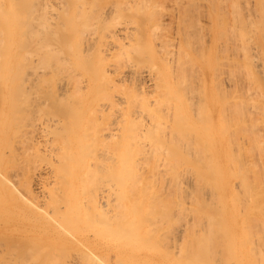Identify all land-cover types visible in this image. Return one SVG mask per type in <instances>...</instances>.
I'll return each instance as SVG.
<instances>
[{
	"label": "bare ground",
	"instance_id": "1",
	"mask_svg": "<svg viewBox=\"0 0 264 264\" xmlns=\"http://www.w3.org/2000/svg\"><path fill=\"white\" fill-rule=\"evenodd\" d=\"M104 1L0 0V228H45L67 264L156 242L172 264H264V0ZM215 14L238 61L213 118L195 65Z\"/></svg>",
	"mask_w": 264,
	"mask_h": 264
},
{
	"label": "rangeland",
	"instance_id": "2",
	"mask_svg": "<svg viewBox=\"0 0 264 264\" xmlns=\"http://www.w3.org/2000/svg\"><path fill=\"white\" fill-rule=\"evenodd\" d=\"M106 1L107 0H105L103 3H105V4H103V6L104 7H106V6H109V5H111V4H107L106 3ZM112 1V0H111ZM108 2H109V0H108ZM202 3V2H205V1H199V3ZM170 3V4H169ZM172 3H173V0H172ZM171 2H168V4H166V5H164V9L163 10H166L164 13H166L167 12V9H168V12L170 11L171 12V10L173 11V9H169L170 7L171 8H173L174 7V4H172ZM206 3V2H205ZM170 6V7H168V6ZM166 7H168L167 9H166ZM207 9H205V11H206ZM252 10L254 11L255 10V8H252ZM207 13H208V11H206L205 12V14L207 15ZM221 12L219 11L217 14L218 15H221L220 14ZM217 14H215L213 17H212V23H213V25L211 24V26L209 27V24L210 23H206V24H208V25H204L205 24V22L207 21V17H206V15H204V17L206 18V19H204V17H201V20L200 21H202L201 22V24L204 22V24H202V26L204 27V28H206L207 26V28H206V30L208 29V28H210V29H208L205 33H207L206 34V36L204 37V42L205 43H203V44H206V46H205V49H206V51H205V60H202L204 57L201 55H199V57H196L197 59H196V65L198 66V68H197V66L195 65V67H196V69H195V73H196V75L197 74H199V75H197L198 76V78L199 79H202V76H207V86H205L206 88H205V90H207V96L209 97L207 100H209L208 102H209V104H210V110H213V113H212V117L214 118L215 117V115H216V107H215V101H216V99H217V97L215 96V95H217L218 94V88H219V84L221 83V85H222V81H224L225 79H229V77L231 78L232 77V73H233V70H234V67L232 66L231 67V64H232V58L234 59H236V57H237V52H238V50H234L235 52L234 53H232L231 51H229V52H231V53H229V52H227L228 53V55L226 54V53H224V52H222L217 46H218V40H216V35L214 34L215 33V31L214 30H216V26H218L217 27V29L218 28H220V24H221V22H218V15ZM167 15H170V14H168L167 13ZM203 18V19H202ZM45 20H43L44 21V25L43 24H41V27H42V25H43V27L44 28H42L43 29V31H42V29H41V31H40V29L39 28H41V27H39L38 28V30H37V32L38 31H40V33L39 34H46L47 33V31H46V29H47V27H45L46 25V23H47V21L48 20H46L47 18H44ZM48 19H49V16H48ZM169 22V21H168ZM63 23V22H62ZM60 21L58 22V26L60 27V25L59 24H62ZM218 23V24H217ZM56 24H57V21H56ZM169 25H167L166 24V26L167 27H169L168 29L167 28H165V30H163L162 32H166V33H168L167 35H169L171 32V36L173 37V39H176L177 41H175L174 40V42L176 43V42H179L178 41V38H176L178 35V24H177V26H175L176 24L174 23V24H170V23H168ZM3 27V25H0V27ZM6 25H4V28L3 29H7V30H5L6 31V33H7V31H8V33H11V31L12 30H14V33H16V31L18 30L17 28H18V25H17V28H14V27H12V25H9V27H10V29L8 28V26L7 27H5ZM58 26L56 27V29H54V30H56L57 32L59 31V30H57V28H58ZM172 26H174V27H172ZM222 27V26H221ZM177 28V29H176ZM0 29H2V28H0ZM10 31H9V30ZM45 29V30H44ZM173 29V30H172ZM176 29V30H175ZM16 30V31H15ZM168 30H169V32H168ZM172 30V31H171ZM212 31L211 33H209V31ZM219 30H221V28L219 29ZM36 31V30H35ZM45 31V32H44ZM160 32V31H159ZM158 32V33H159ZM7 33V35H9ZM13 33V34H14ZM36 32H34V34H35ZM204 33V34H205ZM209 33V34H208ZM164 34V33H163ZM175 34L177 35V36H175ZM11 35V34H10ZM18 35H21L20 33H19V31H18ZM174 35V36H173ZM213 36H214V39H213ZM257 37L259 36V35H256ZM256 36H254L255 38H254V40H253V46L252 47H255V46H259L260 48H261V51L263 50L264 51V44H263V42H264V38H263V42H262V40H261V38H260V36H259V38L257 39L256 38ZM18 37V40H19V36H17ZM210 38V39H209ZM203 39V38H202ZM206 39V40H205ZM214 40V41H213ZM259 41V42H258ZM218 42V43H217ZM209 43V44H208ZM178 44L179 43H176L175 45H177L178 46ZM256 44V45H255ZM177 46H176V49H177ZM198 46H201V44L200 45H198ZM218 48V51H216L217 50V48ZM204 49V50H205ZM207 49H208V51H207ZM254 49V50H253ZM253 49H251L250 51H251V56H250V59L252 58V55H254L255 57L256 56H258L259 55V57H256V61H262V60H264V58H263V53H262V55H261V51L259 50V48L258 49H256V47L255 48H253ZM221 52H220V51ZM258 50V51H257ZM249 51V52H250ZM254 51H257V52H259L257 55H256V53L257 52H254ZM248 52V54H250ZM254 52V53H253ZM207 53V54H206ZM239 53H240V51H239ZM221 54V55H220ZM225 54V55H224ZM234 54H236V55H234ZM241 54V53H240ZM239 54V55H240ZM219 55V56H218ZM223 55V56H222ZM231 55V56H230ZM232 55H233V57H232ZM228 56V57H227ZM261 56H262V59H261ZM217 57V58H216ZM222 57H225V58H222ZM240 57V56H239ZM255 57H253L252 59H253V61H251V65H252V63L254 62V63H256L255 62ZM214 58V59H213ZM220 58H221V60H220ZM228 58V59H227ZM258 58V59H257ZM209 59V62H210V66H208V70H207V66H206V64L204 63L205 61L207 62V60ZM218 59V60H217ZM215 60V61H214ZM217 60V61H216ZM222 62H220V61ZM228 60V61H227ZM229 60H231V61H229ZM237 61H238V59H236ZM241 60V59H240ZM216 62H217V64H216ZM222 65H224V66H222L221 67V65L219 64V63ZM201 63H204V64H201ZM212 63V64H211ZM227 65H225V64ZM228 63H230L229 65H228ZM262 64H264L263 63V61L261 62ZM260 62L258 63V65L257 64H253V66H251V69L253 70V73L254 74H256L254 71H256V72H258V74H256V75H253V77H252V74H251V77L252 78H254V76L256 77V78H258V80L256 79V78H254V79H256L255 81H256V83L254 84V86H256V85H258V83L260 82V84H261V86H263L264 85V81H262L263 80V78L261 79V76L263 77V75L264 74H261L260 72H261V70H262V68H264V67H262L261 68V70H259L260 68ZM202 65H203V67H202ZM216 65V66H215ZM254 65L256 66H259V67H255V68H252V67H254ZM217 66H220V67H217ZM263 66V65H262ZM194 67V68H195ZM228 67V68H227ZM231 67V68H230ZM202 68V69H201ZM220 68H221V71H220ZM257 68H259V69H257ZM216 69V70H215ZM224 69H225V71H224ZM245 70V69H244ZM248 70V69H247ZM264 70V69H263ZM246 71V70H245ZM198 72H200V73H198ZM232 72V73H231ZM201 73H203L202 75H201ZM208 75H207V74ZM223 73V74H222ZM225 73V74H224ZM229 73H231V75H228ZM248 73H249V71H247V76H248ZM262 73H263V71H262ZM216 74V75H215ZM227 74V75H226ZM237 74V73H236ZM259 74H261V76L259 75ZM200 75H201V77H200ZM223 75V76H222ZM245 77H246V80H247V82L249 81V78H250V75H249V78L246 76V72H244V74H243ZM214 76V77H213ZM216 76V77H215ZM218 76V77H217ZM228 76V77H227ZM242 75H240V77H241ZM244 76H242L241 77V79H242V82H240V83H238L237 81H239V80H237V76H236V83H238V85L240 86L241 84H245L246 83V81H245V83H244V80H245V78H244ZM221 77V79H219ZM239 77V76H238ZM214 78V79H213ZM217 78L219 79V80H221L220 82H219V80L217 81ZM248 78V79H247ZM252 78H250V80H252ZM259 79H261V81H259ZM203 80L205 81V79L203 78ZM214 80H216V82L214 81ZM215 83H214V82ZM254 80H252V81H249L248 83H250V84H253L254 82H255ZM216 85H217V88H216ZM223 86L224 87H228L229 88V86H228V84H223ZM241 86H245V85H241ZM247 86V85H246ZM245 86V87H246ZM253 85H251V87H252ZM253 86V87H254ZM209 87V88H208ZM244 87V88H245ZM217 90H216V89ZM228 88H227V90H228ZM240 88V90L241 91H243L242 89H244V88H241V87H239ZM264 89V88H263ZM230 90V89H229ZM228 90V91H229ZM212 94V96H211V94ZM215 93V94H214ZM217 93V94H216ZM203 94H206V91H204L203 92ZM213 95H214V97H213ZM213 97V98H212ZM212 98V99H211ZM212 105H213V107H212ZM213 108V109H212ZM199 121V120H198ZM198 121H196V122H198ZM201 123V122H200ZM211 123V122H210ZM212 123H213V121H212ZM202 124H204V123H202ZM202 124H201V126H202ZM209 124V123H208ZM170 125H173L172 123H170ZM200 125V124H199ZM205 125V124H204ZM207 125V124H206ZM212 125V124H211ZM175 126L176 125H174V129H175ZM210 126V125H209ZM176 128H177V126H176ZM18 193H20V192H17V196L20 198V194L18 195ZM8 198V199H7ZM11 201H13L11 198H10V196H8V195H5V194H1L0 193V203L1 202H11ZM41 231V232H40ZM43 233V234H42ZM45 228H0V246L2 247H0V249L2 250H0V264H7V262L6 261H8V264H16V262H19V263H17V264H25V262L24 261H26V259L28 258V259H30V254H32V253H30V251L29 250H32V249H36V250H33V254H32V257L34 256V259H36V256H37V258L39 259H37V260H35L36 262L34 263V261L32 262V261H30V262H32V263H30L29 261L27 262L26 261V263L27 264H48L47 262L49 261V260H51V257H52V260L53 259H57V261L61 258V259H63L62 258V253H60L61 254V256L59 257V254H57L56 253V250L57 249H52V251H53V254H52V251L50 252V248L49 247H47L48 246V244L46 243V237H45ZM41 240H40V239ZM5 242V243H4ZM1 243H4V244H1ZM9 243V244H8ZM15 243V244H14ZM19 246H18V245ZM105 243H104V240H103V245H104ZM16 246L17 248L16 249H18L19 247V251L18 250H16L15 248H13L12 246ZM24 245V246H23ZM43 245H45V247L43 246ZM148 245V246H147ZM11 246V247H10ZM14 246V247H15ZM33 246V247H32ZM38 246H42V249H43V247L45 248L44 250H46V248H49V249H47L46 251H42V249L41 248H39ZM151 246V245H150ZM149 246V244H145L144 245V247H147V248H144V247H141V248H135V252L133 253V254H128L126 257H124V258H119L120 259V261H116V260H119V259H117L116 258V253H114V251H113V247H111L109 244H105L104 245V249L103 250H105V251H103V258H105L106 259V261H108L107 259H110V257H108V256H110V255H112L111 256V258H112V260L110 259L109 260V262H106L105 264H110V261H112V263L111 264H113V261H114V264L116 263V264H120V262L121 263H123V264H128V263H130V264H143V262H145L146 261V263L145 264H172V262H166V258L165 257H167V255H166V252L168 251L167 249V251H165L164 249H163V247L164 246H160V244L159 243H155L154 245H152L151 247ZM158 246V247H157ZM23 247H25V248H23ZM35 247V248H34ZM155 247V248H154ZM12 248V249H11ZM29 248V249H28ZM107 248H108V251L110 250V252L112 253H110V252H107ZM149 248H151L150 250H149ZM167 248V247H166ZM27 249H28V251H27ZM40 249H41V251L43 252H41L40 251ZM146 249V250H145ZM153 249H155V250H153ZM48 250H49V252H50V255H48L47 253H49L48 252ZM112 250V251H111ZM156 250H157V252H156ZM159 250H161V252L159 251ZM11 251V252H10ZM21 251V252H20ZM38 251V252H37ZM41 253H40V252ZM147 251V252H146ZM153 251H155L154 253L157 255H155V254H153L152 252ZM15 252H16V254H15ZM57 252L59 253V252H61L60 250H57ZM165 252V253H164ZM7 253V254H6ZM10 253H12V254H10ZM14 253V254H13ZM27 253H30V254H27ZM36 253V254H35ZM40 255H38V254ZM64 253V252H63ZM108 253V254H107ZM114 253V254H113ZM144 255H143V254ZM162 253V259L164 260L165 259V261H163L162 262V259L160 258L161 257V254ZM11 256H10V255ZM23 254V255H22ZM27 254V256H25ZM46 254V255H45ZM51 254H52V256H51ZM56 254V255H55ZM105 254H106V256H105ZM137 254V255H136ZM141 256V257H143V258H141L139 255ZM142 254V255H141ZM167 254H168V252H167ZM6 255V256H5ZM42 255V256H41ZM43 255H45V256H43ZM47 255H48V257L50 256V259L49 258H47ZM58 255V256H57ZM121 255H122V253H121ZM160 257H159V256ZM13 256H16V257H14V259L13 260H11L12 258H13ZM22 256V258L24 259H22V258H20ZM53 256H54V258H53ZM55 256H57V257H55ZM115 256V257H114ZM132 256H133V258H132ZM138 256V257H137ZM8 258V260H7V258ZM11 257V258H10ZM31 257V258H32ZM40 257V258H39ZM41 257L43 258V259H41ZM46 257V258H45ZM59 257V258H58ZM129 257V259H125V258H128ZM130 257H131V259H130ZM135 257H137V258H135ZM157 257H158V259H161L160 261L157 259ZM45 258V259H44ZM168 258V257H167ZM3 259H4V261H5V263H4V261H3ZM19 259L21 260V261H19ZM27 259V260H28ZM34 259H31V260H34ZM41 259V260H40ZM48 259V260H47ZM135 261H134V260ZM136 259H138V261L136 260ZM145 259V260H144ZM157 259V260H156ZM15 260V261H14ZM45 260H46V262H45ZM51 260V261H52ZM104 260V259H103ZM149 260V262L147 263V261ZM151 260H152V262H151ZM175 260H176V262L174 263V264H177L178 262H179V259L177 260V258H175ZM11 261V262H10ZM12 261H14V263L12 262ZM39 261V262H38ZM44 261V262H43ZM51 261H49V262H51ZM65 262L66 260H62V262ZM69 261V260H68ZM158 261H159V263H158ZM3 262V263H2ZM43 262V263H42ZM64 262H63V264H64ZM128 262V263H127ZM142 262V263H141ZM54 262H52V264H53ZM57 263V262H56ZM68 263V262H67ZM66 262H65V264H67ZM49 264H51V263H49ZM57 264H61V263H57ZM70 264V263H69Z\"/></svg>",
	"mask_w": 264,
	"mask_h": 264
}]
</instances>
